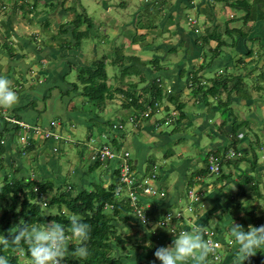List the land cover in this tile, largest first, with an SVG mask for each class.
Segmentation results:
<instances>
[{
    "label": "crops",
    "instance_id": "1",
    "mask_svg": "<svg viewBox=\"0 0 264 264\" xmlns=\"http://www.w3.org/2000/svg\"><path fill=\"white\" fill-rule=\"evenodd\" d=\"M9 1V9L8 13L11 12V8L14 11L13 21L12 23H17L19 19L25 18V15H21L23 13L22 6H19L17 4L16 0H8ZM52 1H45L43 2H53ZM141 1V0H140ZM242 1L246 3V5L250 8L251 12L253 13V19L246 22L243 20L246 10L243 9V7H239L238 5L242 4ZM104 8L112 11L114 9H117L118 5L122 7L124 10H127V8H130V4L132 5L134 0H119L110 2L109 0H101L100 1ZM241 2V3H240ZM65 1H63L64 5ZM23 4V2H22ZM145 4V3H143ZM138 12L136 10L135 20L133 24L130 22H127L126 25L123 26V29L125 27H128L130 29V32L128 34L129 36V44H133L135 46H132L131 48L136 53L127 54L128 56H137L138 63L135 64L138 68L146 73L147 79L149 82L145 81L144 84L150 85L151 81L156 82L161 86L163 89L164 86L161 84V77H164L165 80L169 81V84H164L167 87V90L165 91V94L167 93V96H165V99H168L171 103L175 104V108L177 109V104H183L184 109L186 108V103L180 102V97L184 95L186 90L188 91V88L192 87V83L195 82V74H197L198 68L206 63L208 59L212 58L214 55V49L217 46L216 41H211L209 43H206L205 40H203L202 36H206V33L209 32H215L219 33L221 35L222 40H226V46L222 49L221 53L214 57L210 68H206L204 70H201L200 72L205 73V75L200 76L201 82H209V84L212 82V78H207V74L209 72H215L217 74V71H221V73L225 70V74L233 79L231 83H234V78H237L235 74H228L230 70L236 71L235 68L239 65V62L243 61V56L247 55L252 57L253 55H259L261 51L264 52V10L261 12L262 8H264V1L259 0H150L145 5H139ZM244 6V5H243ZM53 13V16H56L58 19L65 20L66 16L65 14H62L59 9L51 10ZM128 12V11H126ZM78 14V13H76ZM141 15H144V17H141ZM71 16V15H70ZM21 17V18H20ZM42 18V17H41ZM69 20V23L66 24L67 28L61 24L58 27V30L68 38V45L61 44L58 45H43L40 46L37 43V37L34 35L32 38H30L31 35L28 32L26 28L23 29V35H17L19 27H12L11 32L14 40H16L17 44V51L11 52L9 51V55L18 57L13 61H17L13 64L15 69L17 66L20 65L23 66L24 70H21L23 73H29L34 69L33 66H35L37 63L41 64L43 68L38 69L37 71L34 70L32 73L36 78L31 81V84H24L22 86L13 87L14 91L17 93V102L11 106V107H2L0 106V111L3 116L0 115V151L3 152L2 159L0 160V186L4 185L6 181H15L16 179H23V180H31V181H40V182H51V178L53 175H55L56 172H58V169L56 168V165L53 161L48 160L47 151L54 150V148L57 146L58 141L56 137V131L62 133V129H66L68 126L77 127L78 124L83 123L93 126V123H96V126L98 128V132L101 133L103 130V133L105 135H102L103 138L107 140V142L111 146H115L113 143L114 140H117V132L116 134L112 133L111 131H114L111 126H109V130L105 129V126L108 125L106 123H112L111 120L105 119L103 117L95 118L94 111L92 110L90 104L85 105V102L88 101L86 99L84 93V85L81 83V80L79 79V72L78 74V82L73 83L72 81H68L67 76L70 74V70L73 67V63L76 64L81 59L80 57L83 55L82 52H79L78 47L81 45L77 43L76 41V34L79 35V33H83V35H88L89 33L91 35H96V33L88 31L92 26L89 24L86 27H84L82 31L76 33L74 28L72 27V24H70L72 21H74V18L67 17ZM191 20H194L195 23H191ZM72 20V21H71ZM39 22V21H38ZM86 21H83L85 23ZM250 22V23H249ZM81 23V25H83ZM87 23V22H86ZM90 23V22H89ZM63 25V26H62ZM80 25V26H81ZM64 28V30H62ZM81 29V28H80ZM71 31V32H69ZM28 32V35H24ZM36 33L38 31H35ZM169 35L170 38L176 37L177 42L175 45L171 44L172 40L169 38H165V35ZM73 37V41H70ZM157 36V37H155ZM157 39H162L164 41V44L162 47H155L157 46L155 41ZM126 40V41H128ZM77 43V44H76ZM143 44L145 46L144 54L145 53H152V57L147 58L146 55L141 54L142 50L139 49L141 47H137V44ZM74 45V46H73ZM75 48H73V47ZM77 47V48H76ZM97 47V46H95ZM98 48V47H97ZM72 49H76L77 52H72L69 54V51ZM182 51V57L181 60L178 62L170 65L169 67L158 65L159 67L155 68V63H153V57H161L162 60H168L171 56L170 54H176L178 50ZM210 49V50H209ZM23 50V53L20 54V52ZM254 51V54L249 55L248 52ZM27 52H30L33 54V56H26ZM209 53V54H208ZM21 55V56H19ZM120 55V54H118ZM124 55H126L124 53ZM107 56V55H106ZM143 56V57H142ZM20 57V58H19ZM238 57V61H236L235 58ZM264 57V55H263ZM25 58V60H23ZM29 58V60H28ZM107 58V57H106ZM118 58V56H117ZM116 58V59H117ZM10 62L13 63L12 58L9 57ZM79 60V61H78ZM160 60V59H159ZM200 60V62L197 61ZM215 60H219V63H214ZM27 61H31L28 62ZM107 62V60L105 59ZM196 61V62H195ZM25 62V63H24ZM73 62V63H72ZM95 61L89 62L88 64H81L77 65V67L84 66L83 69L91 68L93 67ZM112 62L113 61H109ZM191 62H194L192 66H190ZM154 65H153V64ZM159 63V62H158ZM169 63V62H168ZM200 63V64H199ZM132 63H126V65H130ZM41 66V67H42ZM146 66V67H143ZM215 66V67H214ZM75 67V66H74ZM76 67V68H77ZM171 67H176L175 70ZM79 69V71L81 70ZM159 68V69H157ZM214 68V70H213ZM216 68L218 70H216ZM213 70V71H212ZM199 72V73H200ZM219 76V75H216ZM132 77V76H130ZM139 77V76H135ZM243 79V85L245 86V79L246 76ZM140 78V77H139ZM27 80V79H26ZM141 82V81H140ZM188 83V84H184ZM14 86V85H13ZM243 86V87H244ZM245 92L247 95L251 96L247 91V88L244 87ZM120 92V91H117ZM237 93V91H233ZM164 93V92H163ZM242 92L236 94V98L233 96V102H243L245 100H241L239 98V95H241ZM224 93L222 94V96ZM114 96V95H113ZM191 96L197 97L195 92H191ZM221 96V97H222ZM80 97L81 99L85 100L83 105H80L77 100L74 102V99ZM203 94L202 99L199 101L198 104H205L207 107V110H209L213 105H215V100H210L209 104L208 102L203 101ZM249 98H246V101H251ZM252 98V97H251ZM42 99L44 102L48 101L52 104L48 105V108L46 106V102L42 104L40 107L38 104H40V100ZM80 99V100H81ZM164 101H162L163 104ZM253 102V101H252ZM197 103V102H196ZM194 103L193 105H196ZM210 105V106H209ZM90 106V107H89ZM252 106V103H251ZM40 107V108H39ZM264 107V106H262ZM126 108V107H125ZM89 109V111H88ZM129 116H135V111L138 113L137 109H134V106L130 109H128ZM140 111V110H139ZM142 111V110H141ZM167 111V109H166ZM58 114H62L58 115ZM127 113L122 114L120 116V119H125L124 116ZM139 115H141V112H139ZM15 119L17 121H20L26 125V127H20L16 123L10 122L8 119ZM57 120H59L58 128H56L55 123H57ZM54 121V124L52 125V122ZM121 120H115L114 123H117ZM126 122V119H125ZM125 122L123 125L125 126ZM51 123V124H50ZM224 124V123H223ZM52 125V128H51ZM110 125V124H109ZM222 126V134L224 130L225 125ZM53 134L51 138H45L44 132L49 131ZM76 131V129H75ZM154 129H150V134H155ZM156 131V130H155ZM179 131V130H177ZM176 131V132H177ZM120 131L118 130V133ZM162 134L158 133L157 140L155 138V145H153V142H144L143 144L140 143V140H135L134 146L138 149L139 153H137L135 159L133 160L135 167V171L142 173V167L140 166V162H143L145 160L146 154L149 152L146 150V148H149L150 146H166L168 147L171 142L173 143L175 140H172L171 135L165 134L164 131H161ZM110 133L112 135H110ZM164 133V134H163ZM102 134V133H101ZM60 135V134H58ZM224 135V134H223ZM153 136V137H156ZM227 136V135H225ZM107 137V138H106ZM18 138L21 141H25L26 143L29 142L28 145L25 144L24 157L27 158L24 162L19 160V157H16V151L19 152L20 144L16 143V140ZM24 138V139H22ZM100 138V137H99ZM232 138V137H231ZM172 140V141H171ZM93 142V140H92ZM118 142V141H117ZM87 146H90V142H87ZM241 143V142H240ZM239 143V145H240ZM100 144H107L99 142L96 146H90L91 154L93 150L98 147ZM119 146L122 148V141L118 142ZM140 146H142L140 148ZM140 148V149H139ZM35 149L33 151L37 152V155L35 157H30L29 150ZM241 149V148H240ZM220 150V147H219ZM55 152V151H53ZM43 155V157H42ZM1 157V154H0ZM204 168L206 166V159L207 155L204 156ZM242 158V157H241ZM46 161H49L50 168L45 169L43 167H46V164L44 163ZM28 161V162H27ZM43 161V162H42ZM42 162V164H40ZM90 175L84 174L83 176H86L88 179H91V177H97L93 173V170L97 168V164L93 163L90 156ZM26 163V164H25ZM83 164V161L81 162ZM37 164L39 165V169L36 168V166H32ZM231 164V163H229ZM27 165L30 166L31 172L28 173L27 171ZM96 165V166H95ZM53 166H55L53 168ZM95 166L93 169L91 167ZM115 164H107V165H100L99 168L101 172L98 174L100 184H103L104 187L110 186L113 181L116 179V172H115ZM3 168V169H2ZM35 168V169H33ZM260 168V166L258 167ZM256 168V173L257 169ZM51 170V171H50ZM37 171V172H36ZM39 171V172H38ZM76 171H81L80 168H77ZM95 171V170H94ZM199 171V170H198ZM197 171V172H198ZM183 172V173H182ZM181 172L180 176V183L177 185L179 188V191L174 193L172 195L171 191L166 186V178L165 176L159 177V181L157 184H160V187L162 188L160 198H152V202H155V208L150 211V218L155 219V225H144L141 223L138 218L134 216V212H132V215H126L123 217L119 222H115L117 234L121 235L123 239H125L127 242L124 245H120L119 247L114 249V252L116 255L123 256L125 261H130L132 263H136L138 260L141 261L143 259H151L158 262V259L154 256L155 249L161 245H165L166 242H170L173 240L174 236L169 238V234H162L158 232L155 226L157 224H160V221L163 219L161 216H163L165 213L170 212V208L174 207L178 204V202L181 200V197H183V181H186L187 185H190L191 181L194 183L192 186H196L197 188V195L199 197V200H206L209 204H212L213 210H202L200 211V208H197L195 212L193 211V215H196L195 222L191 223V227L183 225L182 230H190L192 227L196 225H201L205 229L204 231V238L206 237V232H213L215 234V237L217 240L222 244V249L224 250V256H221V263L220 264H234V258L236 256V242L232 239L230 232L228 231V226L231 224V222L234 221L237 223H240L244 226L245 230L248 229L249 225H262L264 224V220L262 217L259 216V210L256 208L250 207L253 202L252 199H249L248 202L244 203V199L240 201V198H243L247 195V191L245 189H242V191L236 192L232 197H230L233 193H227L225 188H222L219 186L218 181H222L223 183H226L228 179L230 178L229 175H225V178H220L217 181L209 179L208 177H201L199 179V176L195 175V173L192 176V179L189 180L188 174L189 169H184ZM37 173V177L32 178L31 175ZM40 173L42 175L40 176ZM225 174V173H224ZM34 179V180H33ZM102 179V181H101ZM184 179V180H183ZM188 180V181H187ZM212 180V182H210ZM85 182L86 178H79L74 179L72 181V187L75 188L76 192H79L80 190L85 189ZM103 182V183H102ZM57 188L59 187L57 184H54ZM71 185V183L69 184ZM108 185V186H107ZM173 185V184H172ZM182 185V186H181ZM185 186V184H184ZM71 189V187H68ZM167 188V190H166ZM183 188V189H182ZM37 189V186L34 188ZM68 189V190H69ZM78 189V190H77ZM55 189L51 190L54 191ZM36 191V190H35ZM57 193V190H55ZM223 193L227 195V197H222ZM40 201L42 200L41 196L39 195ZM149 198H147L148 200ZM264 199V196L262 200ZM237 202V206L235 207L233 203ZM110 205L106 207L109 208ZM133 211V209H132ZM237 211H241L242 214H236ZM258 212V214H257ZM1 213V209H0ZM205 213V214H204ZM159 214V215H158ZM264 214V211H263ZM1 216V215H0ZM165 216V215H164ZM205 217V218H204ZM205 219V220H203ZM212 219V221H211ZM177 221L174 220V222L177 224ZM182 223V222H180ZM178 223V225L180 224ZM212 223V225H210ZM180 226V225H179ZM121 228H125L127 232L125 233V236L122 235ZM181 231V230H179ZM177 231V233H179ZM135 236L134 241L132 240V237ZM224 237H228V242L225 241ZM148 241H151V246H148ZM231 242L232 244H229ZM152 255V256H151ZM221 255V254H220ZM151 256V257H150ZM153 257V258H152ZM209 256L206 258V264H209ZM263 261L264 264V251H257L255 254H252L248 259L244 261V264H261L260 262ZM242 264V262H241Z\"/></svg>",
    "mask_w": 264,
    "mask_h": 264
},
{
    "label": "rangeland",
    "instance_id": "2",
    "mask_svg": "<svg viewBox=\"0 0 264 264\" xmlns=\"http://www.w3.org/2000/svg\"><path fill=\"white\" fill-rule=\"evenodd\" d=\"M17 4L19 6H22L23 13L21 15H25V18L19 19L17 23H12L13 21V14L14 11L11 8V12L8 13L9 7V1L8 0H0V76H4L8 79L10 82V86L14 89L17 86H22L24 84H31V81L35 79L36 77L32 74L34 70H38L43 68L42 63L36 64L34 69L30 71L29 73H23L20 71L24 70L23 66L15 65L19 69H15L14 72V65L18 64L14 63L17 61H13L16 58L15 56L9 55V51L14 53V51H17V44L16 40H14L11 32L12 27H19L20 30H18L17 35H23V29L26 28L30 34H33L30 36L32 38L34 35H36V39L38 40L37 43L40 46H47V45H68V38L64 36L60 30H58V27L61 24L64 26L69 23V20L67 17L74 18V21H72L70 24H72V27L76 31V33L84 30L83 28L87 25H91L92 27L88 29L89 32L93 30L96 35H91L90 33L88 35H83V37L80 40V46L78 47L79 52H82V56L80 57V61L74 64L73 67L70 70V74H68L67 79L68 81H72L73 83L78 82V72L81 66L77 67V65L81 64H88L92 61H98L103 60L104 61V68L107 74V84L109 86H112L114 98L111 100H108L106 102V106L101 110L100 117H103L105 119H109L112 122L115 120H122L120 119V116L124 113H127L124 118L126 119L125 126L123 128H120L119 121L117 123H114L115 125L112 127L114 131H111L112 133L116 134L117 132V141H122V150H126L130 154L131 159H135L137 153H139L138 149L134 146L135 140H140V143H148L153 142L156 138L158 139L156 135L158 133L162 134L161 131H164L165 134H169L173 137H171L172 140H175L173 143L166 147V146H150L149 148H146L147 151H149L146 156L145 160L143 162H140V166L142 167V173L134 172L137 175L138 179H141L142 177H149L151 176V173H154V176L156 180H159V177L165 176L166 178V186L171 191L172 195L179 191V188L177 185H179L181 172L186 168L189 169L188 178L189 180L192 179V176L194 173H196L198 170L204 168V156L207 155V160L209 159V156L214 152L221 151V156H224L226 154H229L233 152V148H230L229 150H226L228 146H230L231 140V134L225 136L222 134V126L223 119L220 115V113L217 111L216 106H212L209 110H207L208 105L205 104H198L199 101L202 99V94L198 93V87L196 86L197 83L193 82L192 87L188 88V91L184 93L182 97H180V102L186 103V108L184 109L185 113L187 114L186 117L180 119L179 112L175 108V104L171 103L168 99H165V96H167V93L165 94V91L167 90V87L164 84H169L168 80H165L164 77H161V84L164 86L165 89H163L164 92V102L157 103L155 106L158 107V110L154 112V114H150V104H145L144 111H141V115L137 117V119L134 116H129L131 112L128 111L127 108L124 107L125 103V94H121L122 92H117L116 89H123L127 90L128 84L126 82L136 83L137 90L136 95L141 97V100L144 99L146 96L144 88L147 87V84H144V82H140L139 77H125L124 80L121 77V69L120 65L113 64V61L116 62L118 54H127L136 53L131 48L132 46H135L133 44H129V32L130 29L128 27H125L123 29V26L126 25L127 22H130L133 24L135 20V15L138 12L139 5H145L150 0H134L133 4H130V8H127V10H124L120 5H118L117 9H114L112 11H109L104 8L103 4L100 2L101 0H54L53 2H43V0H16ZM46 1V0H45ZM52 1V0H47ZM63 1H65L63 5ZM110 2L116 1V0H109ZM128 2V0H125ZM264 1V0H259ZM23 2V4H22ZM121 2V0H119ZM145 3V4H143ZM52 9L60 10L62 11V14H65V20L58 19L56 16H53ZM137 10V12H136ZM264 8H262L261 12H263ZM128 11V12H126ZM84 14V16L81 17L82 21H86L81 25L80 27L77 26V17L78 14ZM71 15V16H70ZM42 17V18H41ZM141 17H144V15H141ZM21 18V17H20ZM39 21V22H38ZM90 22V23H89ZM250 23V22H249ZM62 25V26H63ZM67 28V26H65ZM23 28V29H21ZM81 28V29H80ZM64 30V28H62ZM35 31H38L37 33ZM211 31V30H210ZM28 32L24 34L25 36L28 35ZM71 32V31H69ZM210 32H207L209 34ZM70 36V35H69ZM157 37V36H155ZM165 38H169L172 40L171 44L175 45L177 42L176 37L170 38L169 35H165ZM70 41H73V37L71 40V36L69 37ZM128 40V41H126ZM156 45L155 47H162L164 44V41L162 39H157L155 41ZM74 46V45H73ZM72 46V47H73ZM97 46V47H95ZM137 47H141L139 49L142 50L141 54H144L145 46L141 44H137ZM75 48V47H73ZM77 48V47H76ZM210 50V49H209ZM72 52H77L76 49H72L69 51V54ZM23 53V50L20 52V54ZM26 56H33L30 52L26 53ZM209 54V53H208ZM107 55V56H106ZM144 55L147 56V58L152 57V53H145ZM264 52L261 51V53L257 55H253L252 57L244 55L243 61L239 62V65L235 68V72L230 70L228 74H235L236 76H246L245 79V86L247 88V92L251 94L252 101H243V102H237L234 101L229 108L234 113V116H230L229 123L225 124L226 127H224V130L229 131L232 129V122L235 121V119H238V121L242 120H248L247 122H244L243 126L244 128L240 129L241 131H254L255 134L259 138V144L263 147L261 150V153L258 154V167L257 169L258 174L260 175L261 183L259 185L260 193L264 196V87L262 90L258 89V86L261 85L262 82L259 78V74L262 72V69L264 67ZM21 56V55H19ZM170 59L168 60H162L161 57H158L159 64L164 67H169L170 65L178 62L181 60L182 57V51L179 49L176 54H170ZM9 57L12 58V62H10ZM16 57V58H15ZM107 57V58H106ZM136 58L137 56H133ZM143 57V56H142ZM20 58V57H19ZM28 58V60H29ZM154 58V57H153ZM107 60V62L105 61ZM236 61H238V57L235 58ZM25 60V58H23ZM26 61V60H25ZM209 61V59H208ZM207 61V63H208ZM28 62L31 61H27ZM83 62V63H81ZM196 62V61H195ZM200 62V60L197 61ZM25 63V62H24ZM81 63V64H80ZM214 63H219V60H215ZM90 64V63H89ZM194 62H191L190 66H192ZM200 64V63H199ZM42 66V67H41ZM75 66V67H74ZM172 66V65H171ZM77 67V68H76ZM158 67L155 65V68ZM215 67V66H214ZM84 68V66H82ZM81 68V69H82ZM173 70H175L176 67H171ZM214 70V68H213ZM212 70V71H213ZM216 70H218L216 68ZM221 71H217V74L215 72H209L207 74V78H214L216 75H220ZM205 75V73L200 72L198 74V77ZM27 79V80H26ZM123 80V81H121ZM100 81H103L100 80ZM188 84V83H184ZM244 84V83H243ZM264 86V83H262ZM14 85V86H13ZM17 85V86H16ZM232 85V83L230 84ZM116 88V89H115ZM111 90V91H112ZM129 91H131L130 86L128 88ZM16 92V91H15ZM191 92H195L197 97L191 96ZM237 93L233 92L231 95L236 98ZM80 97L74 99V102L79 100L78 102L80 105H83L84 101ZM221 99L225 102L227 99V95L224 94ZM40 100V104H38L40 107L42 104H46L47 108L49 104L48 101ZM197 102V103H196ZM196 103V105H193ZM252 103V106L250 104ZM87 104L91 106L92 110L95 111L94 102L89 99L87 101ZM211 104V103H210ZM212 105V104H211ZM89 106V107H90ZM210 106V105H209ZM39 107V108H40ZM167 109V111H166ZM89 111V109H88ZM61 115L62 114H58ZM151 115V116H149ZM99 118V117H98ZM161 121V123H159ZM251 121V122H250ZM54 122V121H53ZM59 120H57V123H55L56 128H58ZM51 124V123H50ZM54 124V123H53ZM253 127V128H252ZM257 128V129H256ZM76 129V131H75ZM106 130H109V126H105ZM150 129H154V133L156 134H150ZM249 129V130H248ZM118 130L120 131L118 133ZM156 130V131H155ZM179 130V131H177ZM56 131V137L58 134H60V138H57L58 144L54 148L53 152L52 149L47 151V156L49 161H53L56 165L53 166L54 169H58V172L55 173L57 175L56 177L53 175L51 178V182L53 184H59L60 191L68 190L69 186L72 187V181L79 178H86L85 182V189L92 191L96 188V185L100 184L99 176L98 174L101 172V168L99 167L95 168L93 170V173L97 175L96 179L95 177H91V179H88L86 176H83L86 174L87 176L90 175V156H91V148L90 146H96L99 142L107 143L110 145L105 138L102 137L101 133L98 132V128L96 126V123H93V126L89 123L83 124L80 123L77 125V127L68 126L66 129H62V133ZM177 131V132H176ZM164 134V133H163ZM105 135V134H104ZM110 135H112L110 133ZM252 135V134H251ZM156 136V137H153ZM100 137V138H99ZM107 138V137H106ZM93 140V142H92ZM171 140V141H172ZM254 140L253 137L248 135V138H243L241 140V143L239 145V148L241 152H244L245 149H249L250 142ZM90 146H87V142H90ZM17 144H20L19 152L16 151V157H19V160L24 162L27 160L26 157L23 156V154L26 153L23 150L25 149V141H21L19 138L16 140ZM155 141L153 145H155ZM28 145V144H26ZM111 146V145H110ZM142 146H140L141 148ZM220 147V150H219ZM24 148V149H23ZM112 148H115L112 146ZM139 148V149H140ZM116 149V148H115ZM35 149H30L29 156L35 157L37 155L36 151H33ZM252 151H256L255 145L251 149ZM212 152V153H211ZM260 152V151H259ZM4 151L1 154L0 160L2 159ZM27 154V153H26ZM224 154V155H223ZM248 154V153H247ZM249 154H251L249 152ZM248 154V155H249ZM43 157V155H42ZM238 160L236 157L231 158V164H228L226 161L227 159H224L222 161L220 169L222 170V173H225V175L230 174V178L226 183H223L222 181H218L219 186L222 188H225L227 193H233L230 197H232L236 192L242 191V189H245L247 191V195L243 198H240V201L244 199V203L248 202L249 199H252L253 202L250 207L256 208L259 210V216H263L264 211V199L258 200L256 197L253 196L254 192L248 191L249 185L247 183H244L248 180V178L252 176H258L256 174V170L250 171L252 168L249 165V163L245 161H240L239 165L235 166L233 162ZM49 161L45 160L46 167H43L44 170L50 168ZM83 161V164L81 163ZM28 162V161H27ZM43 162V161H42ZM40 162V164H42ZM22 163V162H21ZM26 164V163H25ZM36 166L37 169L40 170L39 165L37 164L32 165ZM81 171H76L77 168H80ZM1 167V166H0ZM206 167V166H205ZM3 169V168H2ZM35 169V168H33ZM27 171L28 173L31 172L30 166L27 165ZM51 171V170H50ZM37 172V171H36ZM39 172V171H38ZM183 173V172H182ZM37 173L32 174L31 177L35 178L37 177ZM42 173H40V176ZM221 174H213L210 175L208 178L217 181L218 177ZM117 176V175H116ZM89 177V176H88ZM201 179V177H199ZM34 180V179H33ZM184 180V179H183ZM212 180L210 182H212ZM10 181V180H9ZM35 181V180H34ZM102 181V179H101ZM188 181V180H187ZM159 181H153L154 188L157 189V195L156 196H149L145 197L142 196L139 200L140 204H143L144 210L146 215L148 216V222L143 223L142 220H140L136 213H134V216L138 218V220L141 221L144 225H155V219L150 218V211L155 208V202H152V198H160L161 190L160 184H157ZM71 183V185H69ZM103 183V182H102ZM173 184V185H172ZM185 184V186H184ZM108 186V185H107ZM182 186V185H181ZM110 187V186H109ZM183 197H181V200L178 202L177 205L170 208V212L165 213L161 218L166 219V216L168 215V219L164 221L163 224H157L155 226L158 232L162 234H169V238L173 237L175 234L168 230L167 226L170 230L177 233V231L182 230L181 227L183 225L191 227V223L195 222L196 215H193V211L197 208H200V211L202 210H213L212 204H209L206 200H198L197 202H194V199H190L188 196V193L190 190H193L195 193H198L196 186L187 185L186 181H183ZM166 188V190H167ZM183 189V188H182ZM78 190V189H77ZM76 192V190H73V192ZM56 194H59L54 191H48L47 193H44V197L41 200V203L43 200L48 203L49 199H51ZM75 194V193H74ZM255 195V194H254ZM227 197L225 193H223L222 197ZM147 198H149L147 200ZM4 203L0 202V207ZM43 204V203H42ZM116 204H120L121 202L119 200H116ZM234 206H237V202L233 203ZM145 205H149V207H145ZM44 207V206H43ZM45 214H52L55 212V208H44ZM112 208H107V212L112 214L113 211L110 210ZM196 213V212H195ZM205 214V213H204ZM236 214H242L241 211H237ZM258 214V212H257ZM1 215V213H0ZM126 215H132L130 214H124ZM159 215V214H158ZM174 218H178L176 220L177 224L174 222ZM205 218V217H204ZM205 220V219H203ZM163 221V220H162ZM212 221V219H211ZM121 222V221H120ZM182 222V223H180ZM178 223H180L178 225ZM166 224V225H164ZM212 225V223L210 224ZM123 236H125V233L127 230L125 228H121V231ZM135 236L132 237V240L134 241ZM225 241L228 242V237H224ZM170 242H166L165 245H169ZM218 252L221 254V256H224V250L222 248L218 249ZM152 256V255H151ZM150 256V257H151ZM153 258V257H152ZM152 263L153 260L146 259ZM209 264H212V258L209 257ZM156 264H160L159 260L156 262Z\"/></svg>",
    "mask_w": 264,
    "mask_h": 264
},
{
    "label": "trees",
    "instance_id": "3",
    "mask_svg": "<svg viewBox=\"0 0 264 264\" xmlns=\"http://www.w3.org/2000/svg\"><path fill=\"white\" fill-rule=\"evenodd\" d=\"M238 6L241 8L243 7V9L246 10V14L243 20L248 22L253 19V13L246 5V3H244V1H242V4ZM82 16H84V14H78V27H80L81 23H83V21L81 20ZM221 35L212 31L206 36H202L203 40H205L206 43L216 41L217 46L214 49V55L209 59L208 63L206 62L198 68V74L201 70L210 68L214 57L219 55L222 49L227 45V41L222 40ZM82 37L83 33H79V35L76 34L75 38L77 43L80 42ZM248 54L252 55L254 54V51L251 50L250 52H248ZM122 55L123 54H120L116 62H113V64L120 65L122 74L121 77L123 78V80L127 76H139L141 82H149L143 69L141 70L135 65L139 62L138 58L126 57L125 55ZM152 61L153 63L157 64L156 66L159 65L158 57L153 58ZM128 62L132 64L127 66L126 63ZM225 73L226 72L224 70L219 76H215L211 80L212 82L210 84L209 82L202 83L201 78L196 76L195 74V83H197L196 86L198 87V93L203 94V101L206 103L209 101V99L216 101L215 105L217 107V111L220 113L223 119L224 125L229 123L230 116H234V113L229 108V106H231L233 103V99L231 97L233 91H237V93L242 92L241 95H239V98L241 100L246 101V98H249L243 87L244 77L238 76L237 78H234L235 82L230 85L233 79L229 78ZM107 78L108 77L104 68L103 60H98L97 62L95 61L93 67L87 69L82 68L79 71V79L84 85L83 94L85 95L86 99H88V101L90 99L94 102L95 118H100L99 115L101 113V110L106 106V102L114 98L112 90L113 85L109 86L107 84ZM259 78L261 79L260 82L264 83V67L262 69V72L259 74ZM102 79L103 81H100ZM262 83L260 86H258L259 90H262L264 87ZM126 84H128L127 90L115 89L116 91L122 92L121 94L126 95V98L124 99V107L130 109L134 106V109L138 110V113L136 111L134 113L136 119L140 116L139 112H141V110L144 111L145 104L151 105L150 114L152 115L158 110V107L155 105L157 103L160 104L162 103V101H164L163 88L159 86V84H157L155 81H151L150 85H147V87L144 88L145 92L148 93H146V96L142 100L141 97H138L135 93L138 84L131 82H126ZM129 86L131 91L128 90ZM223 93L227 95V99L225 102L221 99ZM250 99H252L251 96L249 100ZM208 103L210 104V101ZM85 105H88L87 101L85 102ZM177 111L179 112L180 119L187 116L184 111L183 104H177ZM124 122L125 119L119 121L122 127L124 126ZM244 122L248 123V120L238 121V119H235V121L232 122V129L229 131H223L224 135H233L231 136L233 137V139L231 140L230 146H228L226 150L233 148L232 150L239 152V143L241 142V140L243 138H248V135L253 137L254 140L250 142L251 144L249 146V149H245L244 152H242V158L236 157L238 160L235 159L233 164L237 166L239 165L240 161H245L251 166L252 169L250 171H254L256 170V168H258V154L261 153V149L263 147L259 144V138L254 131L250 132V130L248 129L249 131L240 132V129H243V126H245ZM159 123H161V121ZM106 124H108L106 126L111 127L115 125L114 122ZM101 135H104V133L102 132ZM113 142V144L115 145L114 147L119 151L121 147L119 146L117 140H114ZM254 145L256 147V151L251 150ZM249 152L251 154H249ZM220 154L221 151L212 153V155L214 156H218ZM133 162V159L130 158V167L132 170H135L136 166ZM226 162L229 164L231 163V160L227 159ZM95 164H97V167H99L100 163ZM95 166L91 168L93 169ZM115 172H117V170H115ZM152 174L154 173H151V175ZM220 174L221 175L218 177V179L226 177L225 174L222 173L221 169ZM195 175L205 178L212 175L209 171V161L207 159L206 167L200 169L195 173ZM116 182L117 177L110 185V187H104L103 184H99L96 185V188L92 191L83 189L74 194L73 190H75V188L71 187V189L69 190L60 191V187L57 188L52 182H40L23 179L6 181L4 185L0 186V202L4 203L0 207V237H2L3 234L9 235V231L15 230V225L20 223L21 220L28 223L29 226L33 224L46 225L48 222L54 221L56 223L64 225L67 230L70 226V221L67 219V217L69 215L76 214L83 220H85L90 226L89 239L86 241L88 252L87 255L83 257L79 256L78 254H74L73 250L76 246L70 244L69 254L63 258V261L66 264H152L146 259H143L141 261L138 260L136 263L125 261L123 256L116 255L114 252L115 248L119 247L120 245H124L127 242L121 237V235L117 234V225H115V222H119L123 217H125L124 214H130L133 212V206L127 199L123 200L120 198L119 201L121 202V205L116 204V197L114 192L116 188ZM191 183L193 184L194 182L191 181ZM191 183L190 185L192 186ZM244 183L250 184L248 191H251L252 193L254 192L255 195L253 194V196L256 197V199L262 200L263 194H261L259 190V185L261 183L259 174L258 176L251 175ZM36 186L37 190L35 191L34 188ZM53 189L57 190V193L59 192V194H56L51 199H49L47 206L43 207L39 199V193L41 192L42 194H44ZM108 205H110L109 208H112L110 209L113 211L112 214L108 213L106 210V207ZM44 208H55V212H53L52 214H45ZM262 219L264 220V217H262ZM28 248V244L23 241L21 242V246L19 248L14 247L11 242H9L8 247H4L2 244H0V255L5 256L9 264H31V255ZM260 263L263 264V261H261Z\"/></svg>",
    "mask_w": 264,
    "mask_h": 264
},
{
    "label": "clouds",
    "instance_id": "4",
    "mask_svg": "<svg viewBox=\"0 0 264 264\" xmlns=\"http://www.w3.org/2000/svg\"><path fill=\"white\" fill-rule=\"evenodd\" d=\"M17 99V93L10 86L8 79L0 76V106L11 107ZM67 219L70 221L67 230L64 225L54 221L46 225L29 226L21 220L15 225V230L9 231V235L3 234L0 237V244L8 247L11 242L14 247L19 248L22 241L27 243L31 264H64L63 258L69 254L70 244L76 246L74 254L86 256L89 224L76 214L69 215ZM163 223L164 221H160V224ZM167 228L175 235L169 245H161L155 249L154 256L160 264H206V258L215 251L214 246L204 238L205 229L201 225H196L190 230H181L179 233L170 230L168 226ZM228 231L236 242L234 264H244V261L258 250L264 251V224L249 225L245 230L242 224L233 219ZM148 246H151V241H148ZM0 264H9L3 255H0ZM152 264H156V261H152Z\"/></svg>",
    "mask_w": 264,
    "mask_h": 264
},
{
    "label": "built area",
    "instance_id": "5",
    "mask_svg": "<svg viewBox=\"0 0 264 264\" xmlns=\"http://www.w3.org/2000/svg\"><path fill=\"white\" fill-rule=\"evenodd\" d=\"M191 23H195L194 20H191ZM0 115L1 114L0 111ZM10 122L16 123L20 127H26L24 123L17 121L15 119H8ZM54 122H52L53 125ZM120 128H123L122 125H119ZM53 132L51 133L49 131L44 132V137L45 138H51L53 136ZM61 135H58L60 138ZM24 139V138H22ZM26 144H29L27 142ZM242 152H236L233 151L229 154H226L225 157L218 155H210L209 156V171L211 174H218L220 172V166L222 161L224 159H231L235 157H241ZM224 155V154H223ZM129 159H130V154L126 150H117L115 148H112L108 144H100L98 147H96L92 154H91V160L93 163H100L101 165H107V164H115V169L117 170L116 172V177H117V182H116V188L114 190L115 192V197L116 200L121 199H127L130 201V204L133 206V212L137 214L138 218L142 220L143 223L148 222V216L145 213L144 206L143 204H140L139 200L141 199L142 196L149 197V196H156L157 195V189L154 188L153 181L155 182L156 178L154 174H152L149 177H142L141 179L137 178L136 173L134 170L131 169L130 164H129ZM37 190V189H35ZM41 198L44 197V194L41 192L39 193ZM188 196L190 199H194V202H197L199 200V197L197 193H195L193 190H190L188 193ZM43 206H47L48 203H46L45 200L42 202ZM149 207V205H145V207ZM141 216V217H140ZM168 219V215L166 216V219H163V221H166ZM178 218H174L176 220ZM167 223V221H166ZM166 225V224H164ZM205 239L209 241L215 248V251L209 254V257H211L212 264H220L221 263V255L218 252V249L222 248V244L217 240L215 237V234L213 232H206V237ZM229 244H232L229 242ZM64 264H66L64 262Z\"/></svg>",
    "mask_w": 264,
    "mask_h": 264
},
{
    "label": "water",
    "instance_id": "6",
    "mask_svg": "<svg viewBox=\"0 0 264 264\" xmlns=\"http://www.w3.org/2000/svg\"><path fill=\"white\" fill-rule=\"evenodd\" d=\"M262 151V150H261Z\"/></svg>",
    "mask_w": 264,
    "mask_h": 264
}]
</instances>
